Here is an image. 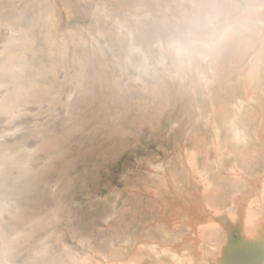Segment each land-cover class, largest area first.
Instances as JSON below:
<instances>
[{"label":"rangeland","instance_id":"1","mask_svg":"<svg viewBox=\"0 0 264 264\" xmlns=\"http://www.w3.org/2000/svg\"><path fill=\"white\" fill-rule=\"evenodd\" d=\"M248 12L264 0H0V264H215L225 232L196 243L161 200L262 219L264 85L241 75L264 20ZM175 143L195 156L177 190Z\"/></svg>","mask_w":264,"mask_h":264},{"label":"bare ground","instance_id":"2","mask_svg":"<svg viewBox=\"0 0 264 264\" xmlns=\"http://www.w3.org/2000/svg\"><path fill=\"white\" fill-rule=\"evenodd\" d=\"M201 8V10L199 12H197L198 14L201 12L204 17H205V20L206 21H210V13H217L219 12V7L217 5L214 4V6H210V9L208 10V8L206 7H199ZM261 10V9H260ZM259 10V12H260ZM258 12V13H259ZM262 12V11H261ZM257 13V14H258ZM264 13V12H263ZM216 14V15H217ZM256 14V13H255ZM185 15V14H183ZM190 14H186V17L189 16ZM246 16H242L241 17V21H245L246 19L249 20V18L251 17H254L256 18L257 16L256 15H253L252 13H247ZM260 15V16H259ZM258 15V21H257V26L260 27V26H263V21L260 22V17L264 20V14H259ZM184 17V16H183ZM246 20V21H247ZM185 21V19H184ZM208 21V22H209ZM211 22V21H210ZM203 25V24H202ZM262 31V30H261ZM231 37V36H229ZM233 37V36H232ZM228 39V38H227ZM201 40H205L204 38ZM232 40L233 38H231V42L232 43ZM229 42V41H228ZM261 47L260 49L256 52L255 54V58L256 59H259V66L257 69H255L253 67V65L251 66V68H249L248 66L243 69V74L241 75V86H242V90L245 91L246 93H249L251 94L252 93V83L256 84L257 86L258 85H264V66H262V63L264 64V36L261 37ZM248 44V43H247ZM263 69V70H262ZM253 84V86H254ZM255 87V86H254ZM260 87V86H259ZM52 90V89H51ZM260 91V88L257 89ZM258 91V92H259ZM47 93V92H46ZM49 93V92H48ZM48 95V94H47ZM46 95V102H51L50 101V98ZM33 99V98H32ZM34 100V99H33ZM262 100L264 101V96L262 95ZM43 103L42 102V106H43ZM28 104V103H27ZM25 104V106L27 105ZM45 104L48 105V103H44V106ZM192 102L190 104V107L192 106ZM196 104V103H195ZM238 112V111H237ZM191 113V112H190ZM240 113V112H239ZM247 115V114H246ZM226 116V115H225ZM237 116V115H236ZM247 117V116H246ZM244 118V117H243ZM244 120H247L244 119ZM242 123V122H241ZM240 123V124H241ZM48 128V127H47ZM48 130V129H47ZM43 132V131H41ZM47 133V132H46ZM257 135V138L259 139V141H261L263 144H264V134L262 133V129L258 130V133H256ZM21 140V139H20ZM45 140H47V142L49 141V143H52L53 142V139H49V138H45ZM26 142V143H24ZM28 141H21V142H18L17 140L15 141V144L12 145L10 148L8 149H15L14 147L17 146V144L19 145L18 147H22V146H25ZM55 142V140H54ZM214 144L216 145V154H219L218 152V148L217 146H219V143H218V140H215ZM16 145V146H15ZM47 146H49V144H47ZM7 148V147H6ZM5 148L2 149V147L0 146V154L3 153ZM174 165L172 169H174V171L177 170V175H176V181H172L171 183V188L173 187L175 189V187L177 188V186H181V182L180 181H183V183H186L185 185H188V186H193L194 184V181L193 180V174H194V171H193V167L195 166V156L188 152L187 155H186V152L184 151L183 147L182 146H179L178 143H175L174 145ZM6 150V149H5ZM197 150V149H196ZM199 152V151H197ZM35 153H37V157L40 156V153H46V149L44 148V145L42 146H39ZM199 154V153H197ZM38 160V159H37ZM40 160V159H39ZM194 162V163H193ZM41 164V163H39ZM192 164V165H191ZM67 167V166H66ZM149 170L153 171L152 168H149ZM172 179V178H171ZM173 179V180H175ZM167 181V180H166ZM169 182V181H168ZM167 182V186L168 184L170 185V182L168 183ZM196 182V181H195ZM177 183V185H176ZM181 183V184H180ZM188 183V184H187ZM256 183V182H255ZM196 184V183H195ZM163 185V184H161ZM166 187V186H164ZM157 188L160 190V186H157ZM194 189V187H193ZM127 191L129 192H132L131 188H127L126 189ZM177 190V189H175ZM197 190V189H196ZM122 192V191H121ZM128 192V193H129ZM200 192V191H199ZM120 193V192H119ZM196 193V192H195ZM117 194V193H116ZM158 194V193H157ZM156 194V196H157ZM202 194V193H201ZM118 196H120V194H117ZM199 195V194H197ZM203 195V194H202ZM182 197V196H181ZM148 200H151L150 203H154L153 201V198H155V196L153 194H149V196H147ZM166 198V197H165ZM138 199V198H137ZM198 201L196 203H190V205L186 204L187 202H181L177 205H175V202H167L168 200H161L160 201V204L161 205H168V208H169V211L168 214H171L170 216H166V220L167 221H171L172 223H175L174 220H176V224H179V223H183L186 224L190 229H191V235L192 237L195 239V242L198 243L200 242V240L198 239L200 236V234L204 235L207 231H205V227H207L208 225H214L215 227L219 228V229H222L226 236H227V240L224 241L225 243L219 247V256L216 258V261H215V264H219V260L222 258V253L224 251V248L226 246H228V244H230V235H232V232L233 231H238V235L241 237V239H243L244 242L248 241V242H251L252 245L254 244H260L261 246H264V216L262 217V219H257V220H245V216H244V213H243V207H242V204L240 201L237 202V206L239 208L238 210V215L237 217L235 218H232V217H229V216H223V217H226L228 219V221L230 223H228L227 225L225 224H222L220 221H218L217 219L221 218L218 217L217 215H213L212 213L209 214L205 211H203L202 209H205V205L206 203L203 201V198L199 195L198 197ZM155 201H157L155 199ZM159 201V200H158ZM243 201V200H242ZM158 204V203H156ZM160 205V206H161ZM195 208V209H191V208ZM167 208V207H166ZM164 209V208H163ZM148 215L151 217H157L158 219L159 218H162L163 217V214H162V209L160 210V208H155V204L151 205V206H148ZM200 210H202L203 212H199ZM206 210V209H205ZM211 210V209H209ZM207 211V210H206ZM135 213V212H133ZM246 213V212H245ZM166 215V213L164 214ZM137 216V215H136ZM247 217V216H246ZM176 218V219H174ZM248 218V217H247ZM156 219V218H155ZM174 221V222H173ZM166 222V221H164ZM179 222V223H177ZM152 223V222H151ZM168 223V222H167ZM147 224V223H145ZM144 224V225H145ZM175 224V225H176ZM148 225V224H147ZM171 225V223H170ZM143 226V225H142ZM177 226V225H176ZM112 227V226H111ZM171 227V226H170ZM211 228V226H210ZM142 229H144L145 231V227ZM209 229V228H207ZM206 229V230H207ZM212 229V228H211ZM147 230V229H146ZM210 230V229H209ZM146 232V231H145ZM142 234H143V230H142ZM211 234V233H210ZM209 234V236H210ZM139 236V235H138ZM143 235H141L142 237ZM208 236V235H207ZM190 237L186 238V241L185 243L182 245L183 246V249L186 250L190 247V245H192V241H194V239ZM207 238V237H206ZM209 238V237H208ZM201 239V238H200ZM260 242V243H259ZM196 248V247H195ZM264 248V247H263ZM190 249V248H189ZM193 251V250H192ZM190 252V251H189ZM264 252V250H263ZM192 253V252H191ZM194 253H196L194 256H198L199 254L197 253V251H194Z\"/></svg>","mask_w":264,"mask_h":264},{"label":"water","instance_id":"3","mask_svg":"<svg viewBox=\"0 0 264 264\" xmlns=\"http://www.w3.org/2000/svg\"><path fill=\"white\" fill-rule=\"evenodd\" d=\"M217 220L224 225L230 223L226 217ZM230 239V244L224 248L222 258L218 261L219 264H264V246H261L260 242L254 245L248 241L244 242L238 231H233Z\"/></svg>","mask_w":264,"mask_h":264},{"label":"crops","instance_id":"4","mask_svg":"<svg viewBox=\"0 0 264 264\" xmlns=\"http://www.w3.org/2000/svg\"><path fill=\"white\" fill-rule=\"evenodd\" d=\"M244 94H245V93H244ZM245 95L248 96L249 99H251V97H252V95H251V96L248 95V94H245ZM255 98H256V97H254L253 99H255ZM263 168H264V166L261 168V170H262ZM259 170H260V169H259ZM259 170H256V172L259 171ZM253 173H255V172H253ZM248 175H249V174H248ZM245 187H246V184L243 186L242 191H241L242 193L240 192L241 194H243L244 191L247 192V190H245ZM246 188H247V187H246ZM225 198H227V196H225Z\"/></svg>","mask_w":264,"mask_h":264}]
</instances>
